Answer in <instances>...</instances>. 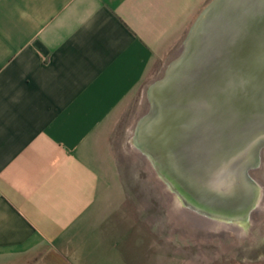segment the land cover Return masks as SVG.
Segmentation results:
<instances>
[{
	"label": "crops",
	"instance_id": "crops-1",
	"mask_svg": "<svg viewBox=\"0 0 264 264\" xmlns=\"http://www.w3.org/2000/svg\"><path fill=\"white\" fill-rule=\"evenodd\" d=\"M209 1L0 0V264H149L103 225L101 138Z\"/></svg>",
	"mask_w": 264,
	"mask_h": 264
},
{
	"label": "water",
	"instance_id": "water-1",
	"mask_svg": "<svg viewBox=\"0 0 264 264\" xmlns=\"http://www.w3.org/2000/svg\"><path fill=\"white\" fill-rule=\"evenodd\" d=\"M134 148L184 211L237 228L259 211L264 0H210L146 92Z\"/></svg>",
	"mask_w": 264,
	"mask_h": 264
},
{
	"label": "rangeland",
	"instance_id": "rangeland-1",
	"mask_svg": "<svg viewBox=\"0 0 264 264\" xmlns=\"http://www.w3.org/2000/svg\"><path fill=\"white\" fill-rule=\"evenodd\" d=\"M174 57L156 59L103 131L101 144L111 159L107 183L115 197L105 204L111 212L103 225L117 228L120 240L128 233V241L138 248L133 251L135 263L147 257L149 264H264V197L258 214L240 227L196 222L134 148L136 124L148 111V87L163 76ZM261 159L251 175L264 190V150Z\"/></svg>",
	"mask_w": 264,
	"mask_h": 264
},
{
	"label": "bare ground",
	"instance_id": "bare-ground-1",
	"mask_svg": "<svg viewBox=\"0 0 264 264\" xmlns=\"http://www.w3.org/2000/svg\"><path fill=\"white\" fill-rule=\"evenodd\" d=\"M180 209V208H179ZM182 211V210H181ZM187 213V212H186ZM184 214H185V212H184ZM190 214L193 216L194 214H192V213H189L188 215H189V217H190ZM187 216V215H186ZM195 216V215H194ZM194 218V217H193ZM192 218V219H193ZM195 219H197V220H195L196 222H200V223H202V224H207V225H211L212 226V224L213 223H211V222H209V221H206V220H202V219H199L197 216H195Z\"/></svg>",
	"mask_w": 264,
	"mask_h": 264
}]
</instances>
